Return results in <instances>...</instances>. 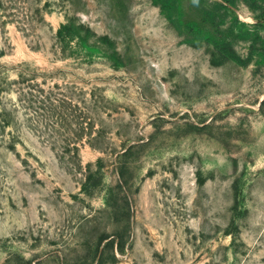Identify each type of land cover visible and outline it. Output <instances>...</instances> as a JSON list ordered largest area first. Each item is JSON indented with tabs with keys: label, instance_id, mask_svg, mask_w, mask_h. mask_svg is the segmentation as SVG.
<instances>
[{
	"label": "rangeland",
	"instance_id": "rangeland-1",
	"mask_svg": "<svg viewBox=\"0 0 264 264\" xmlns=\"http://www.w3.org/2000/svg\"><path fill=\"white\" fill-rule=\"evenodd\" d=\"M0 264H264V0H0Z\"/></svg>",
	"mask_w": 264,
	"mask_h": 264
}]
</instances>
